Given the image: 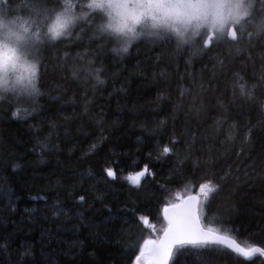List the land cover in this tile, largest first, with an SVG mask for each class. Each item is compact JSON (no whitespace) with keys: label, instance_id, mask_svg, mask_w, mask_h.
<instances>
[{"label":"trees","instance_id":"1","mask_svg":"<svg viewBox=\"0 0 264 264\" xmlns=\"http://www.w3.org/2000/svg\"><path fill=\"white\" fill-rule=\"evenodd\" d=\"M84 44L78 47L73 42L67 50L75 56L96 48L86 37ZM195 47L199 48L198 41ZM227 50V46L217 50L224 53L221 59ZM190 52H177L173 43L150 39L134 43L123 56L114 55L105 46L102 52L85 56L103 69L104 84L93 88L92 81L83 85L49 70L42 73L40 81V115L22 111L13 117L8 107L0 110V264H131L130 242L142 243L162 234L166 224L163 207L199 193L201 173L193 176L189 165L180 169L175 156L161 154L164 146L173 147L171 139L184 150L186 124L191 125L197 140V155L208 146L219 151L216 167L207 170L209 177L213 172L223 175L231 168L224 190L212 203V208L222 211L202 207V222L243 246L264 247L261 145L256 144L252 159L236 155L242 147L245 153L249 148L242 143L245 125L264 120V114L258 108L235 106L225 112L218 103L227 104L230 99L225 84L233 71L242 69L246 79L257 73L258 57L264 50L256 49L255 67L250 62L242 68L241 56L225 59L222 69L213 68L215 59L191 57ZM189 60L191 63H186ZM201 69L204 79L212 80L218 91L209 94L203 113L197 117L192 97L185 95L182 103L177 97L179 88L191 87V75L199 82ZM85 90L94 101L89 106L92 115L97 116L103 108L101 124L83 111ZM44 116L49 119L41 123ZM161 121L166 123L161 125ZM53 123L57 125L55 132L51 130ZM230 131L232 139L228 140ZM258 132L257 127L254 140ZM46 136H50L48 146L42 149L39 142ZM144 165L151 175H145L136 187L127 177ZM109 167L117 172L115 180L104 171ZM81 195L84 202L79 201ZM140 215H148L156 230L138 224L136 217ZM179 264H199L197 252L186 253ZM215 264H264V257L249 261L218 246Z\"/></svg>","mask_w":264,"mask_h":264},{"label":"snow or ice","instance_id":"2","mask_svg":"<svg viewBox=\"0 0 264 264\" xmlns=\"http://www.w3.org/2000/svg\"><path fill=\"white\" fill-rule=\"evenodd\" d=\"M85 37L96 48L73 56L67 50L68 46L75 42L78 47H85ZM145 39L173 43L177 52L191 49V57L215 59L214 69H222L225 59L241 56L242 68L250 62L255 67L256 49L264 50V0H0V110L8 107L13 117H19L22 111L25 115H40L38 105L43 95L40 81L42 73L49 70L54 74H66L63 78H71L83 85L92 81L93 88L104 84L103 69L95 66L96 60L85 59V56L102 52L105 46L114 55L123 56L134 43H142ZM197 41L199 48L195 47ZM242 42L243 47L240 46ZM221 46L228 49L225 59L220 58L224 53L217 51ZM213 52H216L214 57ZM258 59L259 68L253 76L246 79L242 69L232 72L225 84V89L230 91V99L227 104L218 100L225 112L235 106L239 109L258 108L264 114V55ZM186 63L190 64L191 60ZM253 79L256 83L250 84ZM215 91L218 89L213 81L205 80L201 69L199 82L196 76L191 75V87L179 88L177 99L182 103L185 95L191 96L193 111L199 117L209 94ZM93 102L85 90L83 111L101 124L103 108L100 107L94 117L89 110ZM21 105L27 106L22 108ZM48 119L42 117L41 123ZM160 123L164 125L166 122ZM216 124L220 125L221 121H216ZM56 127L55 123L51 125L52 132ZM184 127L188 129L184 150H180L178 141L171 139L173 147L164 146L161 154L175 156L180 169L189 165L193 176L201 173L203 182L198 183L200 195H189L186 199L166 204L162 209L166 221L162 234L143 239L142 243L138 240L129 243L133 257L131 264H179L181 257L193 250L199 256V264H215L218 246L230 249L249 261L257 256L264 257V247L254 244L242 247L228 234L202 222V207L209 211H222L212 208V203L224 190L231 168L223 175L217 176L213 172L209 177L207 170L216 167L219 151L208 146L197 155L194 151L197 140L191 125ZM257 127L259 132L254 140ZM230 128L236 126L230 125ZM49 139L50 136H46L39 142L42 149L48 146ZM227 139H232L231 131ZM100 143L104 140L101 139ZM242 143L249 145L248 151L245 153L242 147L236 155H244L245 159H252L256 144L261 145L258 159L264 172V120L245 125ZM104 171L107 177L116 179L117 172L112 167ZM145 175H151L147 165L127 179L140 187ZM79 201L84 202L85 196H79ZM136 222L156 230L148 215L137 216Z\"/></svg>","mask_w":264,"mask_h":264},{"label":"water","instance_id":"3","mask_svg":"<svg viewBox=\"0 0 264 264\" xmlns=\"http://www.w3.org/2000/svg\"><path fill=\"white\" fill-rule=\"evenodd\" d=\"M144 178V177H143ZM189 195H200L199 193H191V194H188V195H186L185 197H183V199H186L187 198V196H189ZM178 202V201H177ZM231 237V236H230ZM232 239H234L233 237H231ZM235 241H236V243H238V244H240L242 247H243V245L240 243V242H238L236 239H234Z\"/></svg>","mask_w":264,"mask_h":264},{"label":"rangeland","instance_id":"4","mask_svg":"<svg viewBox=\"0 0 264 264\" xmlns=\"http://www.w3.org/2000/svg\"><path fill=\"white\" fill-rule=\"evenodd\" d=\"M165 226H166V224H165Z\"/></svg>","mask_w":264,"mask_h":264}]
</instances>
